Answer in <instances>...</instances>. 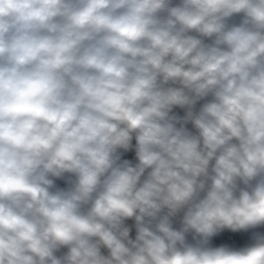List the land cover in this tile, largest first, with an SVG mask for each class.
Here are the masks:
<instances>
[{
    "label": "clouds",
    "instance_id": "9594fccd",
    "mask_svg": "<svg viewBox=\"0 0 264 264\" xmlns=\"http://www.w3.org/2000/svg\"><path fill=\"white\" fill-rule=\"evenodd\" d=\"M0 264H264V0H0Z\"/></svg>",
    "mask_w": 264,
    "mask_h": 264
}]
</instances>
